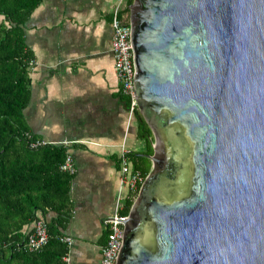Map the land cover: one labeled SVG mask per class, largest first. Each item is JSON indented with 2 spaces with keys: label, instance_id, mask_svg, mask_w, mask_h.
Returning a JSON list of instances; mask_svg holds the SVG:
<instances>
[{
  "label": "water",
  "instance_id": "95a60500",
  "mask_svg": "<svg viewBox=\"0 0 264 264\" xmlns=\"http://www.w3.org/2000/svg\"><path fill=\"white\" fill-rule=\"evenodd\" d=\"M152 170L117 264H264V0H133Z\"/></svg>",
  "mask_w": 264,
  "mask_h": 264
},
{
  "label": "crops",
  "instance_id": "0c3cea01",
  "mask_svg": "<svg viewBox=\"0 0 264 264\" xmlns=\"http://www.w3.org/2000/svg\"><path fill=\"white\" fill-rule=\"evenodd\" d=\"M127 5L129 0H40L23 25L32 55L25 119L35 137L65 146L76 165L70 208L57 227L72 238L67 264L101 261L104 220L128 195L120 185L122 151L133 167L148 163L152 170L142 153L153 146V135L141 136L111 50L114 11L120 6L129 16ZM38 214L47 224L60 216L54 210Z\"/></svg>",
  "mask_w": 264,
  "mask_h": 264
},
{
  "label": "trees",
  "instance_id": "16d2710c",
  "mask_svg": "<svg viewBox=\"0 0 264 264\" xmlns=\"http://www.w3.org/2000/svg\"><path fill=\"white\" fill-rule=\"evenodd\" d=\"M39 1L0 0V264H67L69 253L57 228L64 225L70 208L73 174L60 168L66 147L47 143L32 147L38 138L24 115L31 97L32 55L25 47L23 25ZM129 5L124 12L130 11ZM126 101L130 103L127 97ZM134 114H139L138 107ZM139 124L141 136L151 137L147 122ZM151 146L148 154L154 152ZM134 167L145 177L151 171L148 163L135 162ZM134 200L125 201L124 215ZM50 210L59 213V220L47 224V245L31 251L26 245L28 233L40 218L38 212Z\"/></svg>",
  "mask_w": 264,
  "mask_h": 264
},
{
  "label": "built area",
  "instance_id": "2783aa9c",
  "mask_svg": "<svg viewBox=\"0 0 264 264\" xmlns=\"http://www.w3.org/2000/svg\"><path fill=\"white\" fill-rule=\"evenodd\" d=\"M113 35L111 50L114 56V67L120 81L121 92L130 99V110L134 113L135 107H138L137 99L134 91L135 64L133 44L131 40V26L129 16H125L120 6L114 11L112 19ZM46 144L45 141L36 139L31 142L32 147ZM121 171L120 185L126 187L128 195L126 200L137 196L145 176L135 169L127 156L124 149L121 154ZM60 168L70 174L76 172V165L71 154H67ZM125 203H121L118 199L115 212L108 216L105 220L107 228V237L102 246V256L99 264H117L118 255L123 244L124 224L123 218L127 215L121 213ZM50 239L48 226L43 218L35 221L31 232L28 233L26 245L29 250L37 251L47 245ZM62 240L68 245L71 244L72 238L63 235Z\"/></svg>",
  "mask_w": 264,
  "mask_h": 264
},
{
  "label": "flooded vegetation",
  "instance_id": "af4514ba",
  "mask_svg": "<svg viewBox=\"0 0 264 264\" xmlns=\"http://www.w3.org/2000/svg\"><path fill=\"white\" fill-rule=\"evenodd\" d=\"M139 110V109H138ZM136 115V114H135ZM137 120H138V123H140L141 120H144L141 115H140V111H139V114L137 115ZM149 126V125H148Z\"/></svg>",
  "mask_w": 264,
  "mask_h": 264
},
{
  "label": "rangeland",
  "instance_id": "374dc122",
  "mask_svg": "<svg viewBox=\"0 0 264 264\" xmlns=\"http://www.w3.org/2000/svg\"><path fill=\"white\" fill-rule=\"evenodd\" d=\"M139 192V191H138Z\"/></svg>",
  "mask_w": 264,
  "mask_h": 264
}]
</instances>
